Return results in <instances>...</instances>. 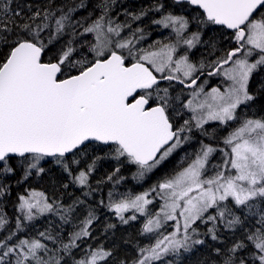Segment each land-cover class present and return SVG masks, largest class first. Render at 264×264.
<instances>
[{
  "label": "snow or ice",
  "instance_id": "6c2138e0",
  "mask_svg": "<svg viewBox=\"0 0 264 264\" xmlns=\"http://www.w3.org/2000/svg\"><path fill=\"white\" fill-rule=\"evenodd\" d=\"M12 2L0 0V196L9 193V181L18 172L19 184L45 174L49 162L69 178L65 189L75 184L88 191L68 205L49 201L43 192L19 194L15 226L0 214V232L6 233L0 235V264H183L205 245L202 237L222 244V230L232 235V243L213 247V255L196 264H264V115L241 119L237 113L256 99L249 82L254 72L264 70V0H173L174 6L194 7L196 16L191 20L165 14L167 5L156 2L126 13L131 19L123 23L109 15L116 0H103L102 14L87 24L73 18L84 7L82 2L55 6L49 0L35 10L29 4L27 14L23 6L13 10ZM150 13L160 14L152 23L171 28L175 44H159L158 50L137 47L145 38L144 29L133 30L132 22ZM192 21L198 30L186 36ZM209 26L230 31L235 46L198 67L188 51L202 42L200 29ZM125 29L131 30L128 37L122 36ZM88 34H94L95 42L80 43ZM64 36L67 41L51 52ZM181 43L186 50L177 58ZM211 46L216 47L214 42ZM205 67L209 77L222 73L230 82L224 91L213 87L204 92L197 84ZM161 81H168V86L161 87ZM173 81L192 89L193 99L181 102L179 95L173 96ZM201 95L203 100L198 99ZM183 110L192 115L178 124ZM209 121L221 125L239 121L224 137V148L201 140L200 147L184 158L186 166L149 189L119 200L109 192V203L100 201L122 224L137 220V213L147 217L140 235L154 237L153 242L137 246L131 259H117L115 251L102 244L92 247L86 242L93 239L92 225L98 217L90 205L65 237L63 225L72 224L77 209L94 191L89 179L101 157L79 168V157L86 156L89 148L106 147V155L118 165L97 185L120 183L123 165L134 166V178L143 180L197 132L210 136L204 127ZM217 151L222 162L211 164ZM154 202L160 206L153 214L148 206ZM129 212L132 215L126 216ZM46 214L56 215L61 223L35 236L20 235ZM166 226L172 228L167 234L161 231ZM115 227L107 224L104 230ZM170 256L174 260L167 259Z\"/></svg>",
  "mask_w": 264,
  "mask_h": 264
},
{
  "label": "trees",
  "instance_id": "16d2710c",
  "mask_svg": "<svg viewBox=\"0 0 264 264\" xmlns=\"http://www.w3.org/2000/svg\"><path fill=\"white\" fill-rule=\"evenodd\" d=\"M81 2L84 4V7L75 11L73 14L75 20L87 24L91 23L102 14V8L100 5L103 3V0H52V3H54L55 6H72ZM156 2L167 5L165 14L167 12H172L176 15H183L184 13L191 19L196 16L195 12H189L191 8L186 3L183 4V7L174 6L173 0H116L109 15L116 22L123 23L125 20L131 19L126 13H137L141 8H149ZM48 3L49 0H13L11 7L14 10L18 5L23 6L24 11L27 14V5L31 4L33 10H35L37 7L47 6ZM159 15L160 14L158 13H150L142 21L132 22L133 30L138 26L144 29L145 38L138 42V48L152 49L149 48V46L155 45L156 47L159 46V44L176 42V34L171 28L162 29L161 26L152 23V20L158 19ZM130 31L131 30L129 29H125L122 32V36L128 37ZM67 39V36L62 37L59 41L55 42L50 51L55 52L57 48L67 41ZM84 41L94 43L95 39L93 34L86 35L80 43H84ZM76 47H79V45H76ZM83 51L87 52V47H85ZM45 58L47 59L48 57ZM168 84L169 83L167 82H162L161 87H166ZM262 84H264V74H255L251 77L249 91L256 97V99L249 102L250 106H248L250 111L248 117H259L264 115V91H261ZM200 138L205 143H209V140L206 137L202 136ZM185 146L186 144L182 147L184 148ZM223 147H225L224 144ZM108 151L109 150L106 147L96 146L94 150L93 148H89L86 156L79 157L81 159L79 168H86L97 156L101 157V159L96 161L95 171L91 174L89 179L91 188L94 191H92L86 198V205L77 209L72 224L63 225V234L66 237L67 233L73 230V225L79 224V221L87 215V208L90 205L92 209L95 210L98 219L92 225L93 239L87 240L86 243L92 245V247L102 244L105 248L114 250L117 259H122L125 256L131 259L136 255L137 246H144L150 243V240L147 237L140 235L143 221L141 218H138L135 221H130L127 225L122 224L113 212L109 211L106 206L100 204V201L103 200L104 205H107L109 203V192H112L113 195H116V193H127V191L132 195L140 194V192L144 191L146 186L151 182L154 183L155 180H159L160 178L163 179L165 176L173 173L174 170H178L182 164L185 166V157H181L182 151L179 150L171 160L165 161L163 165L152 173H149L143 180H137L134 178V166L123 165L121 166L120 175L123 176L124 179L120 183L115 184L113 182H106L97 185L98 180L106 178V176L118 166L114 159L106 155ZM177 165L179 167H177ZM44 167L50 170L46 171L45 174H42V176L39 177L32 175L26 181L19 184L16 182L21 175L18 172L17 175L9 181V193L5 196H0V214H6L10 220V227L15 226L16 218L20 215L17 211V197L19 194H27V191L33 190L43 192L48 197L49 201L56 200L64 205H68L71 204L76 197L84 198L83 192L88 191V189L85 188L82 192L81 188L75 184H70V186L65 189L63 184L68 183L69 178L61 172L59 167L51 162L45 164ZM125 215L129 216L132 215V213H125ZM60 223L61 222L56 215L46 214L40 216L35 221H32L26 227V230L23 233H20V235L29 237L35 236L38 231H44L46 228L54 227ZM107 224H115L116 227L105 232L104 229ZM200 230L205 231L206 229L201 225ZM2 234L6 233L0 232V235ZM236 235L239 236V233ZM221 237L223 240L222 244L212 242L206 237H202L206 240L205 245L199 246L198 251L191 257L184 259L183 264H196V262L202 258L211 257L213 255V247H227L233 241L232 235L227 231L222 230ZM80 254L81 253H77V255ZM167 259L174 260V257L170 256ZM109 264H113V261H109Z\"/></svg>",
  "mask_w": 264,
  "mask_h": 264
},
{
  "label": "flooded vegetation",
  "instance_id": "af4514ba",
  "mask_svg": "<svg viewBox=\"0 0 264 264\" xmlns=\"http://www.w3.org/2000/svg\"><path fill=\"white\" fill-rule=\"evenodd\" d=\"M188 6L191 8L189 10V12H191V13L195 12L196 13V10L194 9V7H191L190 5H188ZM183 15L186 16L187 18H189L188 15H185L184 13H183ZM189 19L191 20V18H189ZM197 30H198L197 24L195 23V21H192L190 23L189 30L186 33V36L188 35V33L191 34L192 32H195ZM200 30L202 32V42L197 44L194 48H192L191 50L188 51V55L191 58V61L194 64H196L198 67H199L201 62H203L205 65H208L209 62L215 60L218 56L223 55V52L226 49H228L229 47L235 46L234 42L231 41V39H230V31H228V30H224V29L220 28L219 26L204 27ZM213 42L216 45L215 49H213L211 46ZM207 71H208V68L205 67L203 74L200 75V79L197 82L198 85L203 86L204 91H206L210 88H213V87H217V88H221V89L228 87L230 82L225 80L222 73L220 75H215V76L209 77L207 75ZM197 74L199 75V73H197ZM255 74H264V70L259 69V71H256ZM157 76H159V75H157ZM250 81H251V79H250ZM162 82L169 83L168 81H161V83ZM171 84H172V88H171L172 95L173 96L179 95L181 98V102H187V100H189V98L191 97L189 95L191 94V92L193 90L183 88V86L180 85L176 81L171 82ZM249 84H250V82H249ZM249 111H250V108L248 105H242L237 109V113L241 119H242L241 114L243 115V118H244L245 116H248ZM190 116H191V113L188 110H183L182 118L178 117L177 123L178 124L183 123V120L189 119ZM238 125H239V121H233V122H228L227 124L222 125V126L230 127L232 130ZM208 126L209 127L211 126L212 131H208V132H210L211 135L205 136V137L209 141H211V140H214L215 138H217L219 135V133L217 132L218 124H216V123H209L208 124L207 123V127ZM200 135L201 134L199 132H197L194 139L198 140V141L202 140L201 138L199 139ZM211 136H212V138H211ZM185 148H186V146L184 148L181 147L180 149H177V151L174 152L172 154V156L169 157L168 160H171L173 158V156L176 153H178L179 150L183 151V150H185Z\"/></svg>",
  "mask_w": 264,
  "mask_h": 264
},
{
  "label": "rangeland",
  "instance_id": "374dc122",
  "mask_svg": "<svg viewBox=\"0 0 264 264\" xmlns=\"http://www.w3.org/2000/svg\"><path fill=\"white\" fill-rule=\"evenodd\" d=\"M196 23V22H195ZM197 24V23H196ZM162 27V26H161ZM162 29H165V28H163L162 27ZM188 32V30L186 31V33ZM168 35H170V34H168ZM191 34L190 33H188V35L187 36H190ZM93 37H94V34H93ZM166 37V36H165ZM95 39V38H94ZM176 42H172V43H169V44H175ZM158 48H159V46H156V47H154V48H152V49H149V50H158ZM182 48V49H181ZM185 50H186V46H184L182 43H181V45L177 48V58H178V55H182V54H184V52H185ZM192 52V51H191ZM190 52V53H191ZM190 58V57H189ZM190 61H191V58H190ZM192 62V61H191ZM193 63V62H192ZM173 67H174V65H173ZM257 71H259V69L257 70ZM255 73L256 72H254L253 73V75H255ZM165 74H168V70L166 69L165 70ZM156 75H161L160 73H156ZM252 75V76H253ZM211 89L212 88H210V89H208V90H206V91H204V92H210L211 91ZM221 91H224V89H221V88H219ZM192 93V92H191ZM189 96H191V94L189 95ZM203 96L201 95L198 99L199 100H203ZM189 99H193V97L191 96ZM190 112V111H189ZM191 113V112H190ZM191 115H192V113H191ZM249 115V114H248ZM241 116H242V118H243V115L241 114ZM209 123H216V124H218V126H217V132L219 133V135H218V137L217 138H215L214 140H211V141H209V143H205L203 140V142L205 143V144H209V145H211L212 147H214V148H217V149H219V148H224L223 147V139H224V137L225 136H227L228 135V133L230 132V131H233V129L231 130V128L230 127H227V126H222L218 121H209L208 122V124ZM239 126V125H238ZM238 126H236V127H238ZM204 127H205V129L207 130V131H212L211 130V126L209 127H207V124H205L204 125ZM235 127V128H236ZM234 128V129H235ZM210 133V132H209ZM200 137H202V135H200ZM200 137H199V139H200ZM203 137H205V136H203ZM211 138H212V136H211ZM200 141L201 140H195V139H193L191 142H189V143H187L186 144V148H185V150H183L182 151V154H181V157L182 156H184V157H186V155H188V154H191V153H194L199 147H200ZM180 157V158H181ZM177 160H179V159H177ZM188 162H190V159H189V161ZM222 162V153H220L219 151H217V152H215V153H213V156L211 157V164H219V163H221ZM176 165V164H175ZM186 166V165H185ZM177 167H179L178 165H177ZM208 175H211V172H209L208 173ZM159 180H161V178L159 179ZM159 180H155L154 181V183H150L148 186H146V188L144 189V191L145 190H147V189H149L152 185H154V184H156ZM144 191H141L140 193H142V192H144ZM124 195H131V196H135V195H132L131 193H129V191H127V193H125V192H123V193H120V194H117L116 193V195H113V199L114 200H119L122 196H124ZM150 198H152V199H154V201H158V197H155V196H151ZM159 206H160V202H154V204L153 205H149L148 207L151 209V211L153 212V214L159 209ZM132 213V212H131ZM137 215V217L138 218H141V220L143 221V223L146 221V218L147 217H145V216H140L138 213L136 214ZM172 222H169V225L171 224ZM161 231H163L165 234H167V232H170V231H172V228L170 227V226H166L164 229H162ZM153 240H154V237H153ZM153 240H150V243L151 242H153Z\"/></svg>",
  "mask_w": 264,
  "mask_h": 264
},
{
  "label": "water",
  "instance_id": "95a60500",
  "mask_svg": "<svg viewBox=\"0 0 264 264\" xmlns=\"http://www.w3.org/2000/svg\"><path fill=\"white\" fill-rule=\"evenodd\" d=\"M191 7H193V6H191Z\"/></svg>",
  "mask_w": 264,
  "mask_h": 264
}]
</instances>
